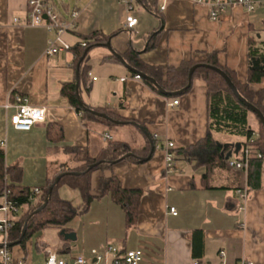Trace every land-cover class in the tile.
Masks as SVG:
<instances>
[{"label": "crops", "instance_id": "0c3cea01", "mask_svg": "<svg viewBox=\"0 0 264 264\" xmlns=\"http://www.w3.org/2000/svg\"><path fill=\"white\" fill-rule=\"evenodd\" d=\"M27 1L0 0V147L5 164L17 165L19 170L8 182L40 188L60 164L69 161L62 147L78 146L95 155L107 143V134L109 139L123 141L139 152L149 139L134 123L147 134H156L163 144L173 141L174 148L194 146L206 136L207 98L201 80H194L185 93L164 97L134 79V71L126 62L127 66L119 59L103 60L111 52L100 42L88 53L87 79L81 83L80 60H75L72 50L47 54V40L54 33L42 25L25 23ZM165 4L163 12L158 10L161 15H156L134 0L137 23L131 29L123 25L126 8L120 0H77L64 11L55 8L63 17L74 9L78 12L75 26L62 34L70 46L94 31L109 35L121 29L110 39L112 49L121 57L131 47L142 51L144 63L163 71L182 60L204 59L214 51L221 65L232 69L241 82L246 81L248 38L256 35L264 39V1L256 0L251 11L229 6L217 19L209 18L207 5L193 0H165ZM160 27L156 45L143 51L147 36ZM76 79L83 103L106 108L123 123L109 126L82 121L60 93L63 83ZM249 87L255 95L264 91V77ZM16 94L25 97L30 106L44 108V121L28 131L14 129L9 117L15 109ZM173 100L178 102L171 106ZM251 123L255 125V121ZM47 124L59 128L60 142L48 139ZM212 136L222 152L232 151L233 159L242 149L241 136L220 132ZM237 143L240 148L234 153ZM129 153L149 157L140 163L124 158L110 169L91 173L90 193L95 197L86 211L62 228L73 233V239L65 238L61 228L39 230L24 249L12 248V264H45L48 252L69 262L78 255L88 260L92 249L102 250L106 243L117 245L121 251L141 248L140 264H193L191 236L197 229L204 234L199 264H235L242 258L264 264V162L258 187L250 188L246 172L243 177V172L238 176L234 169L205 165L203 149L194 152L196 159L175 154L169 171L165 168V149L158 147L147 156ZM111 175L126 189L142 190L134 225L126 224L122 206L108 193L100 194L101 179ZM58 193L74 205L81 201L79 192L66 185ZM169 207L175 208V215L169 213Z\"/></svg>", "mask_w": 264, "mask_h": 264}, {"label": "trees", "instance_id": "16d2710c", "mask_svg": "<svg viewBox=\"0 0 264 264\" xmlns=\"http://www.w3.org/2000/svg\"><path fill=\"white\" fill-rule=\"evenodd\" d=\"M135 1L147 11L156 15H161L158 11V0ZM52 5L55 7L54 4ZM63 8L67 9L68 5L64 4ZM120 30L121 29H117L109 35L94 31L88 35L80 36L81 39L75 45L70 46V50H72L75 55V60H80L78 67L79 82H85L87 79V72L89 70L88 53L90 49L100 42L105 43L110 41L111 37L119 33ZM161 30L162 27L151 32L147 36V44L143 51L150 50L156 45ZM83 43H85V45H82ZM86 49L87 52L84 53ZM141 52L142 51H137L130 47L122 54V58L127 65L133 69L134 72H132V74H139L140 76L142 73L152 77L164 91L161 92L150 81L140 76V80H142L153 92L171 98L172 96L174 97L187 92L196 79L201 80L206 88L208 120L206 136L199 140L194 146L184 148L172 147L167 150L171 152L173 156H175V154H183L189 158L196 159L194 152L197 149H203L205 152V165L209 167L217 165L234 169L238 173V176L243 172V177L244 172H246L247 185L250 188H257L264 162V127L258 116L233 94L226 81L216 71L203 66L197 67L192 73L191 83L189 85L188 72L192 66L200 63L220 68L233 82L238 93L247 102L257 107L264 115V104L262 103L264 91H260L255 95L249 87V84L257 83L264 77V39L256 35L248 38L247 78L245 82H241L232 69L226 65H221L214 51L207 53L204 59L197 61L182 60L178 65L167 66L163 71L158 66L144 63L140 58ZM103 60L119 61L113 53L104 56ZM60 93L66 97L70 105L80 113L82 121L94 120L109 126L114 125L112 121L97 116L90 110L105 113L113 120H120L118 116L114 115L106 108L90 107L80 102L76 95L74 81L63 83L60 88ZM250 116L254 118L255 125L251 123ZM213 132L243 137L241 143L242 149L239 150L234 157L242 163L241 167L237 168L229 164V161L233 160V158L231 156L226 158L227 153L225 151L222 152V147L216 143L212 136ZM46 134L51 142L58 143L62 139L61 131L54 124H47ZM149 136L152 139L153 147L151 154L158 147L165 149V145L160 142L158 138H154L152 134H149ZM61 149L69 155V161L60 164L55 174L47 177L45 184L38 188L39 193L35 194V187H23L10 181L12 175L16 176L19 170L17 165L7 166L5 164L4 152L0 147V195L4 193L6 198L13 204L25 206L24 211L13 215L12 225L8 229L7 246L10 253L14 246H21L24 249L25 243L37 231L49 227L62 229L74 216L86 211L91 200L95 197L90 193L91 173L94 170L110 169L114 162L123 160L124 158H122V156L129 152L147 156L150 151V143L146 139V145L143 150L137 152L132 146L123 141L108 139L105 146L95 155H91L88 150L78 146H65ZM258 154H261L262 157H259ZM125 159L137 163L141 162L137 156H127ZM72 171L79 172L80 174L69 173ZM63 172H65V174L60 177L52 188L47 204L38 213L27 218L30 213L42 205L55 177ZM7 179H10V182H8ZM64 185L79 192L81 201L78 205H74L71 201L59 195L58 190ZM99 190L101 195L108 193L116 203L122 206L127 225H134L136 223L137 208L142 195L141 189H126L121 186L115 175H111L101 179ZM25 222V233L20 241H18ZM203 250V231L201 229L194 230L191 236L192 257L198 261L203 255Z\"/></svg>", "mask_w": 264, "mask_h": 264}, {"label": "built area", "instance_id": "2783aa9c", "mask_svg": "<svg viewBox=\"0 0 264 264\" xmlns=\"http://www.w3.org/2000/svg\"><path fill=\"white\" fill-rule=\"evenodd\" d=\"M197 3L205 4L209 7V18L217 19L229 6H242L247 11L254 8L256 0H193ZM264 1V0H262ZM126 8V15L124 18V27L131 29L137 23V18L133 14L134 0H120ZM28 10L26 13L25 23L28 25H42L47 31L53 32L54 36L49 37L47 40L48 48L47 54H53L61 50H69L70 45L63 40L62 34L75 26V21L78 12L74 9L68 16L61 17L56 8L49 2V0H28ZM165 0L158 6V10L163 12L165 10ZM18 21V18H14ZM82 45H85L83 43ZM134 79L140 80L139 74L131 75ZM95 78V77H94ZM15 109L9 117L11 126L16 130L28 131L34 125L44 121L46 111L44 108L32 107L27 104V99L22 95L16 94ZM178 100H173L170 105L177 104ZM80 115V113H79ZM157 138V135H153ZM106 139L110 135H105ZM1 145V144H0ZM166 169L169 171L172 167L173 154L167 149L174 147L173 141H166ZM262 157L261 154H258ZM229 164L237 168L242 166V163L236 159L230 160ZM34 193L38 194L39 189L34 188ZM25 210L24 205H15L9 201L5 194L0 195V264H12L11 253L8 249L7 233L12 225V217L15 214L21 213ZM169 213L175 215L176 210L174 207L168 208ZM143 259V251L141 248L121 251L117 245L113 243H106L102 250L92 249L90 259H85L82 255L72 258L69 262L63 258H59L55 252H48L45 264H140ZM193 264H199L197 260ZM235 264H257L252 260L242 258Z\"/></svg>", "mask_w": 264, "mask_h": 264}, {"label": "water", "instance_id": "95a60500", "mask_svg": "<svg viewBox=\"0 0 264 264\" xmlns=\"http://www.w3.org/2000/svg\"><path fill=\"white\" fill-rule=\"evenodd\" d=\"M103 45H105V47H107L111 53H113L124 65H126L124 59L121 57V55H119L117 52H115L112 47H111V44H110V41H107L106 43H104ZM87 52V49L84 51V53ZM127 66V65H126ZM200 66H203V67H207V68H210L214 71H216L218 74H220L223 79L226 81L227 85L229 86V88L231 89V91L233 92V94L241 101L243 102L247 107H249L259 118L262 126L264 127V115L262 114V112L257 108L255 107L253 104L247 102L237 91L236 87L234 86L233 82L230 80V78L227 76V74L221 70L220 68L218 67H214V66H211V65H208V64H205V63H200V64H196L194 66H192L190 69H189V72H188V85L191 83V76H192V73L193 71L197 68V67H200ZM128 68L132 69L131 67L127 66ZM133 70V69H132ZM140 76H142L144 79L150 81L153 85H155L161 92H164L163 89L157 84V82L152 78V77H149L145 74H140ZM75 88H76V95H77V98L80 102L81 101V97L79 95V90H78V79H76V82H75ZM93 114L97 115V116H100V117H103L105 119H108L110 121H112L113 123L115 124H121L123 123L122 121H117V120H113L112 118H110L109 116H107L105 113H101V112H98V111H95V110H90ZM136 126H138L140 129H142V131L145 133V135H147L149 141H150V144H151V147H150V153L152 152L153 150V147H152V140L151 138L149 137V135L147 134V132L144 130L143 127H141L139 124H136L134 123ZM240 148V144L237 143L235 145V152L234 153H237L238 150ZM232 154V151H228L227 155H226V158H229ZM130 155H133L132 153H126L125 155L122 156V158H125L127 156H130ZM149 157V155L147 157H140L139 159L140 160H145ZM92 167V166H90ZM71 174H80L79 172H75V171H72V172H69ZM65 174V172L59 174L58 176L55 177L52 185L50 186L49 190H48V193H47V196L45 197L42 205L40 207H38L36 210H34L32 213H30L28 215L27 218H29L30 216H32L33 214H36L38 213L48 202V199H49V196L51 194V190L52 188L54 187V185L58 182V180L60 179V177ZM25 230H26V222L24 224V226L22 227V231H21V235H20V238L18 239V241H20L21 237L24 235L25 233ZM65 238H72L73 239V233H67L65 232L63 229L61 230L60 232Z\"/></svg>", "mask_w": 264, "mask_h": 264}, {"label": "rangeland", "instance_id": "374dc122", "mask_svg": "<svg viewBox=\"0 0 264 264\" xmlns=\"http://www.w3.org/2000/svg\"><path fill=\"white\" fill-rule=\"evenodd\" d=\"M51 1L53 2V4H54L59 10H62V11H64V9H63V5H64V4H67V5H68V8H72V7L74 6V4L77 2V0H51ZM93 48H95V47H92V48L90 49V51L93 50ZM90 51H89V52H90ZM250 121H251V122L255 121L254 118H253L252 116H250Z\"/></svg>", "mask_w": 264, "mask_h": 264}]
</instances>
